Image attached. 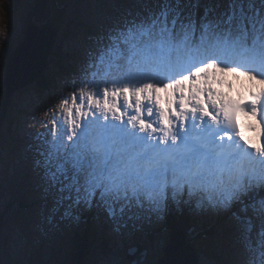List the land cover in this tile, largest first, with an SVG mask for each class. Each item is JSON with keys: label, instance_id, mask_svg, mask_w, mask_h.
<instances>
[{"label": "snow or ice", "instance_id": "1", "mask_svg": "<svg viewBox=\"0 0 264 264\" xmlns=\"http://www.w3.org/2000/svg\"><path fill=\"white\" fill-rule=\"evenodd\" d=\"M201 6L144 4L89 50L29 145L49 224L96 210L123 234L195 204L231 212L243 264H264V0Z\"/></svg>", "mask_w": 264, "mask_h": 264}, {"label": "rangeland", "instance_id": "2", "mask_svg": "<svg viewBox=\"0 0 264 264\" xmlns=\"http://www.w3.org/2000/svg\"><path fill=\"white\" fill-rule=\"evenodd\" d=\"M8 2H9V0H1V3H0V46L4 42H6L8 39H9L10 42H12V44H15L17 42L19 43L18 40L21 41L22 39H24L26 23H27V21L30 22L31 18L33 17V16L30 17L31 11L27 9V6H29V7L32 6L31 0H28V1L25 0V3L18 7L19 9H17L16 13L11 11V6L14 4V1L12 0L11 5H6ZM63 2L65 3V0H63ZM105 2L108 3V0H105ZM36 13H38V11H36ZM36 13H34V16H36ZM46 13L50 14V12H48V11H46ZM52 14H53V11H52ZM116 15H119V12ZM40 19L42 20V17H40ZM91 20H92V18L89 15H86V14H84L81 17L75 16V19L74 18L72 19L70 17L67 18V21L69 23L73 22L74 25H77V23L90 22ZM92 28L98 29V30L102 29V22L100 24L92 23ZM109 28L110 27H108V29ZM77 30L81 31L82 29L78 28ZM89 35L93 36V35H98V34H96V32H93V31L90 30L87 33V36H89ZM28 36L33 37V35H31L30 32H28ZM26 37H27V33H26ZM20 46H22V44L19 45L17 48L16 47L15 48L19 49ZM62 55H63V53H62ZM63 59L65 60V58H63ZM47 71H49V74H50V76L52 78H53V76H56V74H57L56 73L57 70L54 69V68H49ZM1 74H4V65L0 61V75ZM75 78H77V77L75 76V77H68L67 78V77L64 76L63 82H64V84H66L67 82H70L71 85H72V82H73V80ZM4 79H5V77H4ZM60 81H61V79H60ZM2 85H3V79L0 78V112H3L2 111V106H3V101H4L1 98V92H2L1 86ZM31 86H32V89H30L28 92H26V94L23 95L24 98L28 99V101L23 99V97H19L18 96V97L12 98V103L13 102H17L18 99H22V102H19L20 105H23V104H26V106L28 104L36 105L38 103L37 102L38 99L40 98V101L41 100L44 101L45 104L47 105L48 103H47V100H45L46 99L45 98V93L42 94V95H40L38 93H32V91H33V89H35V87H33V85H31ZM35 91H38L37 87H36ZM8 102H9V99H8ZM8 102H7L6 105H4V111L6 110V106L8 105ZM50 103H52V102L50 101ZM6 115H7V112H5L4 117ZM0 122H1L0 123V147H1V143H2L1 142V138H6V137L10 136V128L11 127H9V126H10L11 123H7L6 120H3V124H2V120ZM7 128H9V130ZM17 183H21V181H18ZM1 188H3V182H2V187H1V182H0V189ZM25 193H26V191H23V194H25ZM26 201L28 203H32V199L30 198V195H28V199ZM0 208H1V206H0ZM3 210L10 211V212L15 210V211L20 212L21 216H20L19 222L23 223V222H29L34 217L33 211H35L36 208L30 207L27 210H23V209L15 208V206L12 204V206L11 205H7ZM190 222H191L192 228L189 230V232H192L193 236L196 237V236L199 235V232H200L202 226H201V224H196V222H194L193 220H191ZM16 224H18V222L17 223L13 222V225H16ZM178 224H179V222L178 223H171V222H167V223L162 222L161 223L160 221H154V220L138 222L137 227L140 229V233H143V232H146V231L148 233H146V234L144 233L143 234V238L145 239V241H141L140 239L132 241L131 242V247H133L134 244L137 241L138 242H143L142 243L143 247H146V248L149 247V249L146 250L147 251V255L150 254L151 257L156 258V255H159L160 253H162V248L164 247V244L159 239L160 235L157 234V235L150 236L149 232L154 230V229L161 228L164 231V234H165L167 232H171V230L174 227H176ZM129 227L132 228V229H135V228H133L131 226V224H130ZM184 227L185 226L182 225L180 228H184ZM32 228H33V226H32ZM215 232L216 231H214V233ZM6 233H7V229H4L3 235H5ZM30 234H34V233H30ZM202 239H204V241H206L205 245L204 244L199 245V243H200L199 241H197L196 243L195 242H191V243L194 244V246L199 248L197 253L199 254L200 257H202L203 253L206 251L205 247H209L210 245L213 246V247L215 246L216 235H213V237H209V238L204 237ZM169 242H170V240H169ZM192 247H193V245L192 246L189 245V252H192V249H193ZM0 248H1V246H0ZM186 252H188V251H186ZM36 255L38 257V263L37 264H42L43 263L42 257L40 255H38V254H36ZM1 256H3V255L1 254ZM68 256H70V253L67 255V257ZM147 258L145 260L146 262L145 261L141 262V259L137 256L134 262H135V264H137V262H140V264H153V262L147 261ZM195 258H196V254L193 255V256H192V254L189 255L187 257L188 264L196 262ZM201 259H202V261L204 260L203 258H201ZM28 262L29 261L27 260V263ZM118 262H120V260H116L114 262H109V261L103 260V259L100 258L99 255H97L95 252L92 251V253L90 255V258H89V261L87 262V264H94V263H98V264H118Z\"/></svg>", "mask_w": 264, "mask_h": 264}, {"label": "water", "instance_id": "3", "mask_svg": "<svg viewBox=\"0 0 264 264\" xmlns=\"http://www.w3.org/2000/svg\"><path fill=\"white\" fill-rule=\"evenodd\" d=\"M61 23L62 16L56 15L43 27H39L33 22L28 24V32L33 37L28 36L27 33L25 42L12 54L7 64L6 89L8 97L37 82L43 75L46 69L47 57ZM37 30L40 32L37 33ZM38 34L41 35V42L35 38ZM25 59L29 61L30 66L23 64ZM28 73L31 74L30 78H24V75ZM193 264H196V262Z\"/></svg>", "mask_w": 264, "mask_h": 264}, {"label": "trees", "instance_id": "4", "mask_svg": "<svg viewBox=\"0 0 264 264\" xmlns=\"http://www.w3.org/2000/svg\"><path fill=\"white\" fill-rule=\"evenodd\" d=\"M14 1V4L11 6V11L16 13L17 12V9H19L18 7L23 4L25 2V0H13ZM50 4H51V1L50 0H34V5L35 6V9L38 7V13H36V10H34V12L32 11L30 13V15H33L34 16V13H36V20L38 22H40V17L41 15H46V11H48V8L50 7ZM40 16V17H39ZM44 18H42L43 20ZM18 45V42L16 43V45L12 44V42L8 43L5 45V50H4V54L3 55H0L1 59L5 56L8 60L10 54L12 53L13 50H15L16 46ZM4 58V59H6ZM48 77V76H47ZM46 76L42 77L38 82H37V88L38 89H44L45 87L49 86V77L47 78ZM2 113L3 115L5 114L4 112V103H3V106H2ZM1 123V122H0ZM90 236L91 234H89V230H86L85 231V234L84 236L80 235V246H81V250L84 254H91V251H92V242L90 240ZM75 261L72 260V258H67L66 259V263L67 264H74ZM76 263V262H75ZM78 264V263H76Z\"/></svg>", "mask_w": 264, "mask_h": 264}, {"label": "bare ground", "instance_id": "5", "mask_svg": "<svg viewBox=\"0 0 264 264\" xmlns=\"http://www.w3.org/2000/svg\"><path fill=\"white\" fill-rule=\"evenodd\" d=\"M53 14H54V12H53ZM52 14V15H53ZM40 31L39 30H37V33H39ZM35 38H37L40 42H41V35H37V37H35ZM63 58H65V60H66V54H63V56H62ZM23 64H26V65H29L30 66V63H29V61H27L26 59L23 61ZM28 66V67H29ZM30 76H31V74H25L24 75V78H26V79H29L30 78ZM173 248H174V246L172 245L171 247H170V249H169V252H172L173 251Z\"/></svg>", "mask_w": 264, "mask_h": 264}]
</instances>
